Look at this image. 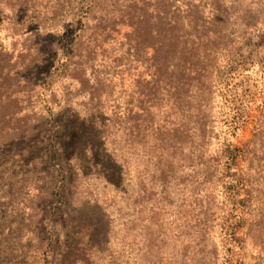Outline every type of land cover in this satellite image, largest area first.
<instances>
[{"label": "rangeland", "instance_id": "1", "mask_svg": "<svg viewBox=\"0 0 264 264\" xmlns=\"http://www.w3.org/2000/svg\"><path fill=\"white\" fill-rule=\"evenodd\" d=\"M0 264H264V0H0Z\"/></svg>", "mask_w": 264, "mask_h": 264}, {"label": "trees", "instance_id": "2", "mask_svg": "<svg viewBox=\"0 0 264 264\" xmlns=\"http://www.w3.org/2000/svg\"><path fill=\"white\" fill-rule=\"evenodd\" d=\"M153 77V76H152ZM153 80H156V77L152 78ZM148 82H151V80H148ZM94 124H92L91 126V129L93 131V128H94ZM162 126H157V125H151L149 128H148V132H147V136H148V155L145 156L146 159L148 160V164L152 163L155 167L154 169V172H153V175L156 176V177H159V176H165L166 175V169L163 168L160 166L162 164V166L164 167V162H162V153L161 151L163 150V144H164V141L165 142H168L169 138H166L165 139L161 136L163 133H162V129H161ZM261 132L262 131V128H257V132ZM93 136H94V133H93ZM96 136V135H95ZM94 136V137H95ZM98 139H99V136H98ZM165 146L169 149H173L176 147L175 145V142L173 143H166ZM165 147V148H166ZM248 148V145L247 147ZM229 150V148H228ZM235 151V153H232L231 152L229 153V158L231 159H234L237 157V152L238 151L239 153H246L248 152L247 149H239V148H234L233 149Z\"/></svg>", "mask_w": 264, "mask_h": 264}]
</instances>
